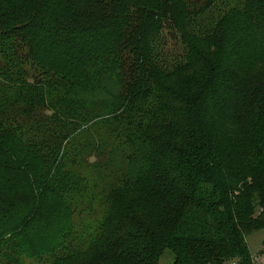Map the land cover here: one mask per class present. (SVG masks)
I'll use <instances>...</instances> for the list:
<instances>
[{
	"label": "trees",
	"instance_id": "obj_1",
	"mask_svg": "<svg viewBox=\"0 0 264 264\" xmlns=\"http://www.w3.org/2000/svg\"><path fill=\"white\" fill-rule=\"evenodd\" d=\"M0 186V264H254L264 0H0Z\"/></svg>",
	"mask_w": 264,
	"mask_h": 264
},
{
	"label": "rangeland",
	"instance_id": "obj_2",
	"mask_svg": "<svg viewBox=\"0 0 264 264\" xmlns=\"http://www.w3.org/2000/svg\"><path fill=\"white\" fill-rule=\"evenodd\" d=\"M23 193L24 192L18 194L17 197L14 198L13 202L22 203L24 199L22 196ZM0 199L3 200L8 199V193L6 191V188H4V186L2 187L0 186ZM247 239H248L250 252L254 257V260L256 261L258 257L264 259V230L257 231L256 233L249 235ZM172 262H173V258L169 254V255H165V257L161 259L159 264H171ZM257 264H264V263L259 261L257 262Z\"/></svg>",
	"mask_w": 264,
	"mask_h": 264
},
{
	"label": "built area",
	"instance_id": "obj_3",
	"mask_svg": "<svg viewBox=\"0 0 264 264\" xmlns=\"http://www.w3.org/2000/svg\"><path fill=\"white\" fill-rule=\"evenodd\" d=\"M259 261L264 263V259L258 257L256 261L254 260V264H257V262H259ZM221 264H239V263H238L237 260H234V261L224 262V263H221Z\"/></svg>",
	"mask_w": 264,
	"mask_h": 264
}]
</instances>
